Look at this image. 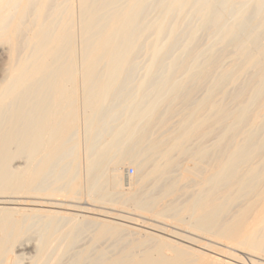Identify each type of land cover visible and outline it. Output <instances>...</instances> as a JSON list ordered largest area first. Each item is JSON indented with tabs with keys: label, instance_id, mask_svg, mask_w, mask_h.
Listing matches in <instances>:
<instances>
[{
	"label": "bare ground",
	"instance_id": "6f19581e",
	"mask_svg": "<svg viewBox=\"0 0 264 264\" xmlns=\"http://www.w3.org/2000/svg\"><path fill=\"white\" fill-rule=\"evenodd\" d=\"M245 258L264 264V0H0V264Z\"/></svg>",
	"mask_w": 264,
	"mask_h": 264
},
{
	"label": "rangeland",
	"instance_id": "374dc122",
	"mask_svg": "<svg viewBox=\"0 0 264 264\" xmlns=\"http://www.w3.org/2000/svg\"><path fill=\"white\" fill-rule=\"evenodd\" d=\"M142 57H143V54H140L139 55V60H141L142 59ZM141 66V63L140 64H137V66H136V69H135V75H138L139 74V70H138V67H140ZM83 134H82V132H81V135H80V140H82V141H80V147H81V149L83 150V145L82 144H84L83 143ZM82 137V138H81ZM82 142V143H81ZM123 168V172H124V174H126V175H129V176H131V177H136V175H138V173H137V170H136V168L134 167V165L133 164H126L124 167H122ZM130 168H133V173L132 174H128L127 173V171L130 169ZM104 207H110L109 205H105ZM124 211H126V210H124ZM127 211H129V212H126L127 214H131L130 216H133V217H135V218H139V219H145L147 222H151V219H153L152 217H149V215H146V214H140V216L139 215H137L138 213H135L134 211H132L131 209H128ZM133 213H135V214H133ZM141 215H142V217H141ZM143 216H145V218L143 217ZM147 216V217H146ZM151 218V219H150ZM125 224L127 223L128 225H130L129 224V222H124ZM154 223V222H153ZM130 226H135V227H137L138 225H133V223H131V225ZM138 227H140V226H138ZM142 228V227H141ZM143 229H145V228H143ZM155 232V231H154ZM156 233H158V232H156ZM158 234H160V232L158 233ZM160 235H164V236H166L165 234H163V233H161ZM247 258H250V257H248V256H246ZM247 258H245L246 259V263L248 262V264H249V261H248V259ZM253 258H256V260H258V261H262V259L261 258H259V257H253Z\"/></svg>",
	"mask_w": 264,
	"mask_h": 264
},
{
	"label": "built area",
	"instance_id": "2783aa9c",
	"mask_svg": "<svg viewBox=\"0 0 264 264\" xmlns=\"http://www.w3.org/2000/svg\"><path fill=\"white\" fill-rule=\"evenodd\" d=\"M133 171H134L133 168H130V169L127 171V173H128V174H132Z\"/></svg>",
	"mask_w": 264,
	"mask_h": 264
}]
</instances>
